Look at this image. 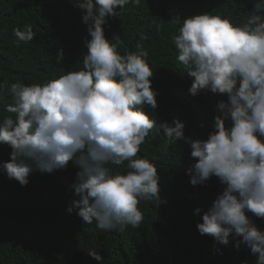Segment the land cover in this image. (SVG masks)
<instances>
[{"label": "clouds", "instance_id": "clouds-1", "mask_svg": "<svg viewBox=\"0 0 264 264\" xmlns=\"http://www.w3.org/2000/svg\"><path fill=\"white\" fill-rule=\"evenodd\" d=\"M129 3L141 0H74L85 10L82 21L91 37L82 68L44 84L11 85L13 103L0 119V143L13 151L0 168L26 186L30 173L65 169L73 161L79 171L67 211L78 210L85 224L95 221L101 230L124 231L142 223L141 200L162 202L156 164L137 157L149 133L162 130L166 142L184 140L191 157L198 158L187 170L193 186L212 176L224 185L197 224L200 234L227 245L234 233L240 237L235 246L245 244L258 254L257 264H264V230L247 214L264 218V0H253L244 23L196 14L183 19L173 37L178 61L194 78L189 93L208 89L228 97L218 103L214 131L206 140L185 136V123L178 118L157 122L145 111V105L155 109L158 104L148 51L137 45L138 51L121 54L120 35L112 40L105 35L107 18L120 16ZM14 35L19 44L36 33L25 25ZM62 57L61 51L58 61ZM125 161V172L109 167ZM87 252L103 260L94 248Z\"/></svg>", "mask_w": 264, "mask_h": 264}, {"label": "trees", "instance_id": "trees-1", "mask_svg": "<svg viewBox=\"0 0 264 264\" xmlns=\"http://www.w3.org/2000/svg\"><path fill=\"white\" fill-rule=\"evenodd\" d=\"M252 7L253 0H141L140 5H125L120 16H109L105 35L110 40L120 35L121 54L138 51L137 45L148 51L158 104L155 109L145 105V111L157 122L171 124L178 118L185 123V136L206 140L214 131L218 103L228 97L208 89L196 96L189 93L194 78L178 61L173 37L187 17L211 13L241 24ZM84 14L74 0H0V119L9 115L5 109L13 103V83L44 84L82 68L91 39ZM174 17L181 22L172 21ZM25 25L36 35L18 44L14 29ZM226 126H231L230 119ZM12 151L0 143V164L11 160ZM137 157L156 164L162 202L141 200L142 223L124 231L101 230L95 221L85 224L78 210L67 211L79 171L73 161L65 169L30 173L26 186L0 168V264H257L258 254L243 243L235 246L240 237L234 233L223 245L198 231V222L224 185L216 176L201 185L190 183L187 170L198 159L191 157L190 145L166 142L163 131L153 129ZM126 164L109 167L125 172ZM247 214L264 230V218ZM88 248L103 260L90 256Z\"/></svg>", "mask_w": 264, "mask_h": 264}]
</instances>
